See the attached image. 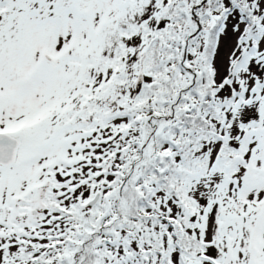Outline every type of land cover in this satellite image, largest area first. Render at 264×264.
<instances>
[{"label": "snow or ice", "instance_id": "6c2138e0", "mask_svg": "<svg viewBox=\"0 0 264 264\" xmlns=\"http://www.w3.org/2000/svg\"><path fill=\"white\" fill-rule=\"evenodd\" d=\"M0 264H264V0H0Z\"/></svg>", "mask_w": 264, "mask_h": 264}]
</instances>
